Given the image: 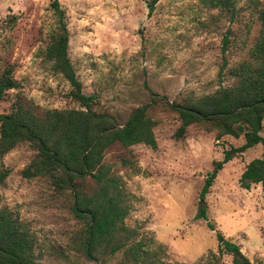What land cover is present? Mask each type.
<instances>
[{
  "label": "rangeland",
  "instance_id": "rangeland-1",
  "mask_svg": "<svg viewBox=\"0 0 264 264\" xmlns=\"http://www.w3.org/2000/svg\"><path fill=\"white\" fill-rule=\"evenodd\" d=\"M69 33L68 55L82 91L93 95L97 111L122 124L136 107L150 101V92L169 101L202 95L232 85L221 74L224 23L211 22L199 0H58ZM264 3V0H261ZM51 0H0V56L15 64L18 84L0 101V113L15 100L37 114L52 108H79L67 97L68 82L43 56L56 25ZM259 23L252 18L245 47L226 52L228 66L247 56ZM16 93V94H15ZM154 119L156 147L114 142L103 162L112 166L128 195L125 224L145 243L150 264H230L215 231L239 245L253 264H264V209L261 188L239 186L245 165L262 152L259 143L223 164L201 202L200 190L223 151L243 143L204 124L190 125L176 136L177 113L158 102L148 109ZM261 135L264 137V120ZM35 155L22 142L0 157V208L7 207L36 235L41 264H118L122 251L88 260L74 249L78 223L71 196L59 193L44 177L28 178L23 170ZM85 186L89 189L92 181ZM205 206L206 219L198 217ZM207 222L213 224L211 229Z\"/></svg>",
  "mask_w": 264,
  "mask_h": 264
},
{
  "label": "trees",
  "instance_id": "trees-1",
  "mask_svg": "<svg viewBox=\"0 0 264 264\" xmlns=\"http://www.w3.org/2000/svg\"><path fill=\"white\" fill-rule=\"evenodd\" d=\"M156 0H148L151 14ZM210 12L211 22L224 23L220 50L221 74L226 69L235 78L232 85H221L202 95H186L181 101H169L165 96L150 92V101L131 111L119 124L106 111H97L94 96L82 91V84L68 55L69 33L64 11L58 0L50 6L56 25L50 31L43 56L51 69L68 82L67 97L79 108L45 109L37 114L15 100L9 112L0 113V157L22 142L35 150V155L23 170L28 178L44 177L59 193L71 196V213L78 223L73 246L88 260L122 251L125 258L118 264H150L145 243L135 240V230L125 224L129 213L128 195L112 166L103 162L109 145L136 144L156 147L154 119L149 115L151 105L161 102L177 113L179 125L176 136L181 137L192 124H204L215 130V138L223 135L242 137L243 143L223 151V158L215 161L200 190L201 202L223 164L257 144L261 155L245 165L238 179L239 186L249 189L252 184L261 188L264 209V3L261 0H199ZM259 23L257 34L247 48V56L228 66L226 52L245 47L251 37L252 18ZM15 64L0 56V101L8 91L18 87L13 72ZM16 94V93H15ZM92 181L89 189L85 186ZM199 205L198 217L206 219L205 206ZM207 225L213 229L210 222ZM216 236L223 242L219 230ZM36 235L7 207L0 208V264H41L35 251ZM231 258L230 264H253L238 244L231 240L221 244Z\"/></svg>",
  "mask_w": 264,
  "mask_h": 264
},
{
  "label": "water",
  "instance_id": "water-1",
  "mask_svg": "<svg viewBox=\"0 0 264 264\" xmlns=\"http://www.w3.org/2000/svg\"><path fill=\"white\" fill-rule=\"evenodd\" d=\"M227 242V240H223V243H226Z\"/></svg>",
  "mask_w": 264,
  "mask_h": 264
}]
</instances>
